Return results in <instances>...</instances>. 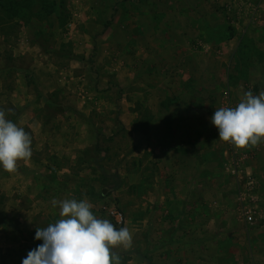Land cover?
<instances>
[{
    "label": "rangeland",
    "instance_id": "1",
    "mask_svg": "<svg viewBox=\"0 0 264 264\" xmlns=\"http://www.w3.org/2000/svg\"><path fill=\"white\" fill-rule=\"evenodd\" d=\"M19 1L0 0V110L32 156L0 164V264L83 183L97 218L111 189L125 215L119 264H264V138L237 148L210 119L264 92V0Z\"/></svg>",
    "mask_w": 264,
    "mask_h": 264
},
{
    "label": "clouds",
    "instance_id": "2",
    "mask_svg": "<svg viewBox=\"0 0 264 264\" xmlns=\"http://www.w3.org/2000/svg\"><path fill=\"white\" fill-rule=\"evenodd\" d=\"M219 130V139L244 149L257 146L264 138V92L251 91L234 108L216 109L210 118ZM32 139L22 127L6 119L0 110V164L9 173L17 162L32 156ZM59 205L61 219L46 228H36V240L43 244L29 251L22 264H119L112 248L132 245L128 227L117 230L107 219L97 218L87 200H53Z\"/></svg>",
    "mask_w": 264,
    "mask_h": 264
},
{
    "label": "built area",
    "instance_id": "3",
    "mask_svg": "<svg viewBox=\"0 0 264 264\" xmlns=\"http://www.w3.org/2000/svg\"><path fill=\"white\" fill-rule=\"evenodd\" d=\"M230 144H232V143H230ZM232 145H234V144H232ZM235 171L236 170H234V172ZM248 183H252V181H250ZM244 187H245V189L248 188L245 186V184H244ZM245 189L241 192V195L239 197L240 200H245V196H244ZM110 194H111L110 200L108 202L104 203L103 209L108 213L109 217L112 220L114 227L122 228V226H124L126 224L125 215L116 205V201L114 200V196H115L114 192L111 191ZM249 207L250 206H244L242 213L245 216L247 222L252 223L256 213H255L254 209H251Z\"/></svg>",
    "mask_w": 264,
    "mask_h": 264
},
{
    "label": "crops",
    "instance_id": "4",
    "mask_svg": "<svg viewBox=\"0 0 264 264\" xmlns=\"http://www.w3.org/2000/svg\"><path fill=\"white\" fill-rule=\"evenodd\" d=\"M85 183H83V184H77L76 185V187L79 189L78 190V192H79V194L77 193V194H71V195H79V197H82L84 200H87V199H89L90 198V196H85V194L84 193H87V192H89V188H91L89 185H84ZM111 189V188H110ZM111 191H112V189L110 190V193H111ZM110 193H108V195H107V197H106V199H105V202H108L109 200H110V197H111V194ZM90 195V194H89ZM89 197V198H88ZM145 249H144V254H143V252H141L142 253V255H144L145 257L147 256V255H145L146 253L148 254V252H149V248L147 247H144ZM157 262H158V260H157ZM148 264V263H147Z\"/></svg>",
    "mask_w": 264,
    "mask_h": 264
},
{
    "label": "trees",
    "instance_id": "5",
    "mask_svg": "<svg viewBox=\"0 0 264 264\" xmlns=\"http://www.w3.org/2000/svg\"><path fill=\"white\" fill-rule=\"evenodd\" d=\"M10 2H11V5H10V11L12 10V8H15V9H17V7L19 6V4H20V1L19 0H9ZM28 1V0H27ZM41 1H43V3L45 4V3H47V1L48 0H41ZM15 3V4H14ZM47 6V5H46ZM16 12H18V10L16 11ZM49 103L51 104V102L49 101ZM12 122L14 121V120H11Z\"/></svg>",
    "mask_w": 264,
    "mask_h": 264
}]
</instances>
